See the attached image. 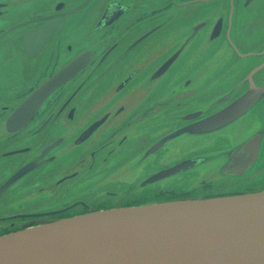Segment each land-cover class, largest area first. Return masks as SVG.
<instances>
[{
  "label": "flooded vegetation",
  "instance_id": "af4514ba",
  "mask_svg": "<svg viewBox=\"0 0 264 264\" xmlns=\"http://www.w3.org/2000/svg\"><path fill=\"white\" fill-rule=\"evenodd\" d=\"M255 1L0 0V139L6 135L10 137V142L0 151V204L13 197L24 182L41 184L54 178L57 174L56 165H61V162L76 152L83 154L80 167L60 173L52 185L53 190H68L83 174L87 160L88 168L93 169L99 163L98 155H103L100 163H106L109 156L120 148L129 147L134 152L136 165L154 163L152 166H156L150 167L151 174L179 163L186 157L201 155L200 152L186 153L184 149L175 152L168 150L169 147H175L178 138L184 134L169 139L167 136L187 124H198L202 118L228 106L250 89H261L259 95H264V81H259L254 73L253 81L250 77L252 68L262 65L263 60L257 57L248 64L247 58L238 53L226 60L236 64L238 59H245L246 72H242L239 79L245 82L237 87L229 101L216 108L213 104L212 111L203 112L194 119H186L185 116L201 109L168 112L166 108L176 100L178 106L183 104L181 98L185 96L184 92L191 94L198 91L191 87L193 77H176L174 73L186 51L183 26L188 24L192 28L196 24H203L197 36L200 31L210 33L216 23L223 19L219 36L224 33L225 41L231 46L226 38L229 29L232 31L233 27L230 16L237 15L242 5L248 9ZM242 25L247 27L245 22ZM50 26L55 29L45 36L44 31ZM89 29L93 31L88 33ZM26 43L37 45L38 50L29 51L25 47ZM236 44L240 46L241 52H247L239 42ZM180 48L183 49L176 60L160 74L162 71L158 70L159 67ZM86 53H90L87 64L66 84L50 94L25 126L10 129L9 117L12 112L42 85ZM140 56L144 57L141 66H131L130 62ZM170 72L179 81L171 86L173 96L168 101L145 103L143 108H137L121 119L127 112V99L114 102L116 95L128 90L141 73L148 75L150 82H157ZM130 76V80L122 86ZM181 83L183 93L176 95L175 88L180 87ZM110 84L113 85L109 93L104 94ZM98 97L101 98L100 102L89 106ZM257 104L234 123L252 115ZM99 120L104 121L90 135L82 137ZM113 123L117 124V128L113 129L108 139L91 148ZM232 124L211 133H217L215 137L222 140ZM140 125L143 127L138 129L137 134L142 136L130 141L124 131ZM255 130L263 133L264 142V124L256 126L244 140L254 135ZM137 141L141 142L139 146L136 145ZM156 143H160L161 147L152 153ZM221 146L225 147L217 155L227 159L234 147L226 149V141ZM31 162L34 167L23 175L19 174ZM258 184L260 189H264V179ZM35 187L38 194L47 192L44 186ZM109 196L120 201L117 193ZM167 198L168 192L160 191L144 197L128 198L121 205L129 202L133 205L144 204ZM12 200L16 201L15 198ZM106 203L100 200L98 205L89 204L77 198L60 206L5 210L0 212V235L24 228L32 221H51L110 208L104 206Z\"/></svg>",
  "mask_w": 264,
  "mask_h": 264
},
{
  "label": "water",
  "instance_id": "95a60500",
  "mask_svg": "<svg viewBox=\"0 0 264 264\" xmlns=\"http://www.w3.org/2000/svg\"><path fill=\"white\" fill-rule=\"evenodd\" d=\"M252 1L254 0H248L249 3ZM239 14L240 10L237 15L230 16L233 24L232 31L229 29L227 33L230 47L235 54L247 58L248 64L257 57L263 60L262 65L254 66L250 73L252 81L254 73L262 82L264 47L258 51L241 52L240 46L236 44L240 43L237 35ZM258 18L259 13L255 11L247 16V20L244 18V22L255 29ZM196 25L198 26L193 30L192 36L203 26ZM243 27L241 24V28ZM222 28L223 19H220L213 28L215 38L221 34ZM54 29V26L46 28L44 35L52 33ZM201 33L206 36L209 34L200 31L198 35ZM188 34L189 32L185 38ZM192 36L189 37L190 40ZM25 47L31 52L38 50L35 44L26 43ZM182 49L159 67L158 70L162 71L160 74L171 66ZM217 53L222 60L235 56L232 51L223 48ZM89 57L90 53H86L75 59L30 95L10 115V129L25 126L46 98L76 75L87 64ZM215 61V56H212L206 65L212 68ZM130 78L131 76L126 78L122 86ZM244 82H230L222 92L237 84L216 102L208 100L201 107L189 105L184 112L201 110L186 115V119H194L203 112L212 111L213 104L216 108L229 101L237 87ZM194 84V89L199 91L196 87L199 82L194 81ZM182 86L183 83L180 84ZM260 92L261 89H250L236 97L228 106L202 118L198 124H187L170 133L168 139L183 134L180 138L186 140L199 137L196 142L204 146L194 150L187 149L185 152H200L201 155L186 157L179 163L150 173L144 178L143 186L154 185L153 194L168 192L167 184L170 181L189 175L185 173L191 171L198 172L210 163H213L216 170L206 182L214 177L229 180L230 176L239 177L251 170L260 159L261 147L264 146L263 133L256 132L234 146L226 159L218 157L217 153L224 146H214L219 138L215 137L217 133L211 132L241 119L254 104L258 103L255 109L261 107L264 95L260 96ZM196 93H192V97ZM103 121L92 124L82 137L90 135ZM200 139L205 142H200ZM160 147V143H156L152 153ZM33 167L31 162L19 174L23 175ZM143 167L141 164L138 166L139 169ZM0 264H264V189L235 192L218 190L211 196L154 200L144 204L91 210L51 221H32L24 228L0 235Z\"/></svg>",
  "mask_w": 264,
  "mask_h": 264
},
{
  "label": "rangeland",
  "instance_id": "374dc122",
  "mask_svg": "<svg viewBox=\"0 0 264 264\" xmlns=\"http://www.w3.org/2000/svg\"><path fill=\"white\" fill-rule=\"evenodd\" d=\"M242 5L240 9V22L237 28V35L240 40V45L244 48V51H258L264 47V0H257L252 3L248 9H244ZM257 11L259 18L256 22V28L253 29L251 26L241 28L244 18L250 16L252 12ZM218 12H216L217 14ZM245 15V17H244ZM201 24V23H200ZM198 25H194L189 28L188 24L183 26L184 33H188L184 43H186L189 37L192 36L193 30ZM93 29H89L88 33H91ZM194 41L188 42L185 49L186 52L182 54V62L175 69L174 73L176 77L190 76L193 77L194 81H198L199 84L196 86L199 91L192 97V93L184 92L185 95L181 98L183 101L182 105H177V100L169 105L166 110L168 112L187 110V107H201V105L208 101L216 102L226 92L224 88L228 86L230 82H236L241 78V73L246 72L245 70V59L242 57L238 59L236 64L219 58L217 51L221 48L225 50L231 49L229 44L225 41L223 34L219 37L213 36V30L210 31L208 36L201 33L200 35L192 36ZM227 38V37H226ZM235 54V53H234ZM236 55V54H235ZM215 56L216 61L214 67L206 65V62ZM237 56V55H236ZM144 57H138L135 61H131V66H141V61ZM236 65V66H235ZM226 79V80H225ZM179 80L175 78L172 73L165 76L163 79L157 82H150L148 75L139 74L131 87L116 95L114 102L118 100L127 99V112L122 116L121 119L125 118L129 113H133L137 108H143L145 103L154 104L156 102L168 101L173 96L171 86L177 83ZM194 81L191 87L194 88ZM185 84V82H184ZM113 84L106 87L104 94L109 93V88ZM209 87V88H207ZM175 94L181 95L183 92L182 87L175 88ZM186 90V88L184 89ZM100 97L93 100L89 106L99 103ZM264 123V104L253 111V114L247 116L245 119L233 123L230 129L225 131L224 138L219 139L214 146L220 147L224 141H226V149L231 148L239 144L244 138H246L258 125ZM117 124H111L91 146V148L98 146L104 139L107 140L112 134L113 129L117 128ZM254 126V127H253ZM143 126H136L135 129H127L124 131L128 135L130 141H133L136 137H140L137 134L138 129ZM154 129L151 130V132ZM150 132V133H151ZM256 132V130L254 131ZM181 139V140H180ZM175 147H169L168 150L175 152L181 149L194 150L204 145L196 142L199 137H190L188 140L180 138ZM10 142V137L6 135L0 139V151ZM200 142H205L204 139H200ZM141 142L137 141L136 145L139 146ZM225 147V146H224ZM106 154V152H105ZM83 154L81 152L73 153L70 158L65 159L61 162V165H56V173L54 178L47 181L45 180L41 184L29 181L24 182L13 197H10L7 201L0 204V212L10 209L28 208L32 206H60L71 200L77 198L83 199V201L89 204H97L100 200H105L107 203L105 207H112L121 205L128 198H138L153 194L152 188L154 185L143 186V181L146 176L151 173V166L154 163H149L142 169H139L140 164H135L134 152L126 148H120L115 154L109 156V160L106 163H100L103 155H98V164L93 169H89V160L84 164L83 174L76 180L72 185L69 186L68 190H62L60 188L53 190L52 185L55 179L62 172H69L76 168H79V162ZM264 146L260 153V159L257 164L242 176H232L229 180L219 179L214 177L210 182H206L212 174H214L216 167L213 163L203 166L198 172L191 171L177 177L175 180L170 181L168 186V198H185L194 196H211L218 190H224L229 192L235 191H254L260 189L258 184L264 179ZM156 166V165H154ZM152 166V167H154ZM89 167V168H88ZM196 172V173H194ZM194 173V174H190ZM44 186L47 192L38 194L35 185ZM117 193L120 196V201H116V197H110L109 194ZM15 198L16 201H13ZM133 203H125L122 205H129Z\"/></svg>",
  "mask_w": 264,
  "mask_h": 264
}]
</instances>
